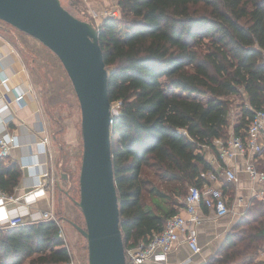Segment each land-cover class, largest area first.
Wrapping results in <instances>:
<instances>
[{"label": "trees", "instance_id": "trees-1", "mask_svg": "<svg viewBox=\"0 0 264 264\" xmlns=\"http://www.w3.org/2000/svg\"><path fill=\"white\" fill-rule=\"evenodd\" d=\"M119 16L98 23V41L108 71L112 116L110 148L125 247L162 229L181 206L153 208L143 200L150 167L173 183L171 192L202 184L211 169L205 148L226 139L232 103L240 95L239 133L264 108V0H116ZM197 96H206L205 102ZM3 189L21 177L15 164L0 161ZM153 187L149 192H155ZM187 191V190H186ZM186 193V192H185ZM184 193V195H185ZM183 195V196H184ZM156 206V205H155ZM154 206V207H155ZM224 264L252 258L264 240L259 203ZM53 220L0 228V264H67L70 254ZM257 264H264L258 262Z\"/></svg>", "mask_w": 264, "mask_h": 264}, {"label": "water", "instance_id": "water-1", "mask_svg": "<svg viewBox=\"0 0 264 264\" xmlns=\"http://www.w3.org/2000/svg\"><path fill=\"white\" fill-rule=\"evenodd\" d=\"M0 20L34 37L63 65L80 108L82 158L79 201L88 264H127L110 148L113 110L98 26L79 19L60 0H0Z\"/></svg>", "mask_w": 264, "mask_h": 264}, {"label": "crops", "instance_id": "crops-1", "mask_svg": "<svg viewBox=\"0 0 264 264\" xmlns=\"http://www.w3.org/2000/svg\"><path fill=\"white\" fill-rule=\"evenodd\" d=\"M3 78L6 79L5 82L1 81ZM14 88H18L23 94L20 105L14 101ZM4 105L7 107L1 108ZM43 111L22 57L15 45L0 30V137L8 133L15 137L16 142L10 149L8 156L1 162L4 165L15 164L21 170L18 184L8 191L17 198H21L31 191L39 179L48 181L51 175L47 150H44L40 144V140L47 134ZM235 125V123L231 124L229 135L235 133ZM242 129L243 127H240L238 132ZM210 151L208 147L205 148V158L209 164L211 163L213 172L220 174L219 180L212 182V184L221 186L232 212L221 217H215L212 210L201 206L198 213L204 219L200 224L191 226L197 233L198 244L201 247L198 253H192L186 242V233H183L180 235L179 243L168 253L164 262L145 260L139 264H182L189 257L191 261L187 264H224L221 262L224 256L237 246L243 245L240 241V232L244 228L241 221L245 222L246 217L254 216L255 203H259L264 210L263 200L251 199L254 190L261 187L262 183L250 180L244 167L246 161L249 160L254 162L258 170H264V150L255 155H237L234 158H225L223 161L211 160V162ZM225 164L235 169L237 174L235 181L225 180L223 174L220 173V167ZM50 189H47L44 195L31 200L27 205L19 203L9 205V215H21L26 223L39 221L40 210H48L50 206L52 211L54 210ZM180 204V207L176 205L174 208L177 209V212L183 213L182 201ZM60 218L69 221L73 226V221L63 216L58 219L60 220ZM5 223V221H0V228H3ZM262 243L261 248L256 251L252 258L238 259L231 264L262 262L264 256L260 255V251L263 249L264 240Z\"/></svg>", "mask_w": 264, "mask_h": 264}, {"label": "rangeland", "instance_id": "rangeland-1", "mask_svg": "<svg viewBox=\"0 0 264 264\" xmlns=\"http://www.w3.org/2000/svg\"><path fill=\"white\" fill-rule=\"evenodd\" d=\"M60 2L79 19L97 26L102 17L106 16L103 15L104 10L117 7L116 0H60ZM119 14L118 8L115 15ZM0 30L15 45L22 57L44 110L47 125L46 150L51 168L50 179H53L50 189L54 203L53 212L57 218L63 216L84 228V218L76 204V201H79V173L83 149L81 117L72 83L58 57L40 41L2 20ZM197 97L204 102L208 100L206 96ZM227 99L232 103L231 123L236 124L241 111V96L232 95ZM117 107V102L111 105L112 110ZM141 177L149 180L143 192V200L153 208H169L172 206V200L179 204L189 186L177 188L173 193L171 192L173 183L157 177L150 167H144ZM150 187L159 193L149 192ZM59 221L63 231V246L70 254V261L67 264H88L85 237L69 221L61 218ZM124 248L128 262L126 249L129 247L124 245ZM23 264H29V260L26 259Z\"/></svg>", "mask_w": 264, "mask_h": 264}, {"label": "built area", "instance_id": "built-area-1", "mask_svg": "<svg viewBox=\"0 0 264 264\" xmlns=\"http://www.w3.org/2000/svg\"><path fill=\"white\" fill-rule=\"evenodd\" d=\"M117 7H109L104 10L103 15L116 16ZM264 63V52L262 55ZM5 82L6 79L1 80ZM15 93L14 101L20 105L23 94L18 88L13 89ZM4 105L1 108H6ZM113 109V114L116 113ZM15 137L8 133L0 137V161L5 159L10 149L15 145ZM40 144L46 150L47 137L44 136L40 140ZM215 151H210V162L219 161L225 158H234L237 155H252L260 153L264 150V108L257 109L249 119L245 127L239 133H232L226 139H215ZM211 164V163H210ZM224 179L227 181H235L237 174L235 169L225 164L220 167ZM245 171L252 181L262 183L261 187L254 190L251 199H260L264 201V170H258L254 162L247 160L245 163ZM219 172H213L212 169L202 174L204 178L202 184H190L185 195L182 198V212H176L168 216L162 229L158 232H152L144 241H139L137 245L126 249L128 255L127 264H139L145 260H153L155 262H164L168 253L179 243L180 235L186 233V242L192 253H198L201 247L198 244L197 233L191 226L200 224L204 217L199 215L198 210L201 206L212 210L215 217H221L232 212L231 206L221 188V186L213 185L212 182L219 180ZM49 181V182H48ZM48 181L38 180L31 191L24 194L21 198H17L12 193L3 189L0 177V221H5V226L13 227L23 225L26 222L21 215H9L8 206L15 204L27 205L31 200L36 199L46 193L50 189L53 179L50 177ZM53 220L59 227V236H63V231L59 219L55 216L51 209L40 210V220ZM260 255L264 256V245L260 251ZM191 258H186L182 264H187Z\"/></svg>", "mask_w": 264, "mask_h": 264}]
</instances>
